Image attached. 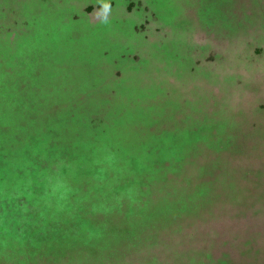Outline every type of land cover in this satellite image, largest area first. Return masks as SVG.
Masks as SVG:
<instances>
[{
  "label": "rangeland",
  "instance_id": "1",
  "mask_svg": "<svg viewBox=\"0 0 264 264\" xmlns=\"http://www.w3.org/2000/svg\"><path fill=\"white\" fill-rule=\"evenodd\" d=\"M1 36L0 264H264V0H0Z\"/></svg>",
  "mask_w": 264,
  "mask_h": 264
},
{
  "label": "trees",
  "instance_id": "2",
  "mask_svg": "<svg viewBox=\"0 0 264 264\" xmlns=\"http://www.w3.org/2000/svg\"><path fill=\"white\" fill-rule=\"evenodd\" d=\"M3 2H8V0H3ZM10 6H3L2 8H9ZM5 38V37H4ZM3 36L0 37V51H2L4 48H3V41L4 42H7L5 41L6 39H4ZM100 203V202H99Z\"/></svg>",
  "mask_w": 264,
  "mask_h": 264
}]
</instances>
